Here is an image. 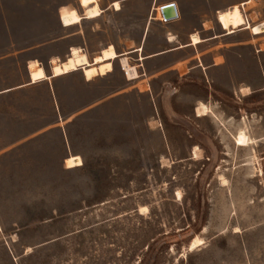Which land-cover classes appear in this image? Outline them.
Masks as SVG:
<instances>
[{"label": "rangeland", "instance_id": "obj_1", "mask_svg": "<svg viewBox=\"0 0 264 264\" xmlns=\"http://www.w3.org/2000/svg\"><path fill=\"white\" fill-rule=\"evenodd\" d=\"M189 4L205 16L209 7L218 36L197 50L128 55L134 80L116 59L89 82L77 71L0 96V264H264V34L224 35L215 20L238 4L262 23L264 0ZM87 5L99 7L0 0V89L26 82L29 61L49 70L72 47L91 61L109 44L138 45L149 2L99 7L93 20ZM164 33L152 21L143 56ZM188 72L204 81L174 83ZM198 103L210 112L198 116ZM244 127L253 146L234 143ZM195 236L203 243L189 251Z\"/></svg>", "mask_w": 264, "mask_h": 264}, {"label": "crops", "instance_id": "obj_2", "mask_svg": "<svg viewBox=\"0 0 264 264\" xmlns=\"http://www.w3.org/2000/svg\"><path fill=\"white\" fill-rule=\"evenodd\" d=\"M97 1H98V4H99V7L103 11L102 13H104L107 10H110V9L113 10V8L111 7L112 3L114 4L115 2H118L120 4V10H118V11L113 10L114 12H120L122 10V6H125L127 4H130V3H133V2L139 1V0H108V3L104 4L103 7L101 5L102 1L101 0H97ZM146 1L151 4L150 10H149V19H148V21H146V24L144 26L142 35H141V37H140V39L138 41V45H136L134 48L129 49L127 51H118L113 44H109V45H113V47H114L115 51L118 53V55H124L126 53V56L128 58V55L135 54L136 56L139 57V59H140V56H142L143 59L160 57V56H164V55H168V54H172V55L176 56L179 53H181L182 51H185L187 49H191L192 48V49L197 50V46L201 45L202 43L208 42V41H210L212 39H216L218 37L217 35H210L209 34V31L211 29V18H210V9H209V7L207 8L206 16H205V12L204 11H202L200 13V12H198V11H196V10H194L192 8V6L189 4V2L191 0H146ZM167 4H173L174 5L177 18L172 20V21H170V22H168V23H166V24H164V23L159 21V17L155 13V9L157 7H159V6H164V5H167ZM235 5L238 6V4H232V5H230L229 8H231V7L235 6ZM229 8H227V9H229ZM227 9H221V8L215 9V20H216L217 24H218V21H221L218 18V13L222 12V11H225ZM217 19H218V21H217ZM152 21H158L160 24L164 25L165 33H164L163 40L161 41L163 43V47L160 50H158V51H153V52L148 53L146 56H143L142 53H143L144 49L146 48V43H147V39H148L147 38L148 37V32H149L150 26L152 24ZM241 30H243V29H241ZM222 31H223L224 35H232V34L236 33L239 30H237V31H235L234 33H231V34H226L227 31H225L223 29H222ZM194 34L197 35L200 38V40H201V42L198 43L195 46L191 44L192 43L191 42V36L194 35ZM252 35L253 36H257V35H254V34H252ZM137 48H140L141 50L137 51ZM143 59H141V60H143ZM197 59L200 60L199 54H197ZM117 60L119 61V59H117ZM28 63L26 64L28 80L26 82L22 83V84L14 86V87L0 89V96L4 95V94L11 93V92H14L16 90L25 89L27 87H36V86L41 85L42 83H46V81H49V83L51 81V84H52L53 82H55V80L57 78L65 76V75H68L70 73L77 72V71H81L82 76L85 79L82 69H77V70L71 71V72H69L67 74L60 75V76H57V77H53L52 73H51V61H50L49 70H47L43 65H41L39 63L43 67L47 78L43 79V80H40V81H37L35 83H31L30 82L29 69H28ZM111 63H112V61H111ZM201 65L202 64H201V61H200V64L196 65V67L201 66ZM202 67H203V65H202ZM112 70H113V65H112ZM121 70H122V68H121ZM104 76H106V75H104ZM184 76H190L191 77L190 81L193 82V83L190 82V84H193V85H198V80L199 81H204L203 78H195L192 73L188 72V73L183 74V75H177L176 78H175L176 81H174V83L179 86L180 83H181L180 79L182 77H184ZM92 80L85 79L86 82H89V81H92ZM170 85L173 88H175L172 84H170ZM51 93L53 94V96L57 100V106L61 108L59 110L62 111L63 109H62V105H61V100L59 99V96L56 95L57 94V90H56V87L53 86V85L49 89V94L51 95ZM239 93H240V88H239ZM254 94L255 93L252 94L250 92V94L245 95V96L242 95V96L244 98H247L250 101H252V99L254 97L253 96Z\"/></svg>", "mask_w": 264, "mask_h": 264}, {"label": "bare ground", "instance_id": "obj_3", "mask_svg": "<svg viewBox=\"0 0 264 264\" xmlns=\"http://www.w3.org/2000/svg\"><path fill=\"white\" fill-rule=\"evenodd\" d=\"M114 10H119L120 5L118 2L112 4ZM101 10L97 5H87L85 7V14L88 19H94L101 15ZM171 12V11H170ZM169 12V14H170ZM218 18L221 20L225 26L228 27L226 34L234 33L237 30L248 29L251 34L260 35L264 34V21L259 24L250 25L241 10L240 6H233L230 9L218 13ZM191 44L197 45L201 42L200 38L197 35L191 36ZM141 50L137 48V51ZM120 60L121 67L126 74L128 80H134L138 77V72L134 65H131L129 62L126 53L124 55H118L112 45H109L107 48L103 49L100 55L94 57L91 61L88 59L86 53L82 51L81 48L72 47L69 50V54L64 61L58 59L51 60V73L53 77H57L60 75L67 74L71 71L82 69L85 79L92 80L97 75H105L108 72L112 71V63L111 61L118 59ZM143 59L140 56V60ZM28 69L30 74V82L35 83L37 81L46 79L47 76L43 67L39 64L38 61H30L28 63ZM183 73V72H181ZM241 95L250 94V89L248 87L240 88ZM210 112L209 108H207L203 103H198L196 106V113L198 116L206 115ZM234 143L238 147H249L253 146L255 141L252 137L249 136L245 127L240 128L235 136ZM197 147H194L195 155L196 151H198ZM202 156V155H201ZM164 163V162H163ZM222 181H225L222 178ZM146 210L145 207H141L140 211ZM203 243V240L198 237H193L188 244L187 250L192 251L199 247Z\"/></svg>", "mask_w": 264, "mask_h": 264}, {"label": "built area", "instance_id": "obj_4", "mask_svg": "<svg viewBox=\"0 0 264 264\" xmlns=\"http://www.w3.org/2000/svg\"><path fill=\"white\" fill-rule=\"evenodd\" d=\"M252 0H249V2H251ZM167 5H172L174 7L173 4H167ZM159 6L155 9V13L157 14V16L159 17V21L166 24L174 19L177 18L176 12H175V7L174 9L171 10L169 15H166V6Z\"/></svg>", "mask_w": 264, "mask_h": 264}, {"label": "trees", "instance_id": "obj_5", "mask_svg": "<svg viewBox=\"0 0 264 264\" xmlns=\"http://www.w3.org/2000/svg\"><path fill=\"white\" fill-rule=\"evenodd\" d=\"M191 77L190 76H184L180 79L181 83L185 82V83H193L192 81H190Z\"/></svg>", "mask_w": 264, "mask_h": 264}, {"label": "water", "instance_id": "obj_6", "mask_svg": "<svg viewBox=\"0 0 264 264\" xmlns=\"http://www.w3.org/2000/svg\"><path fill=\"white\" fill-rule=\"evenodd\" d=\"M174 9V7L172 5H167L166 6V15H169V12ZM177 121H180V120H177ZM176 123H179V122H176Z\"/></svg>", "mask_w": 264, "mask_h": 264}]
</instances>
